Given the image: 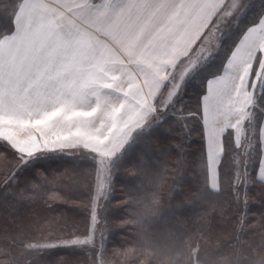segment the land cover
Returning a JSON list of instances; mask_svg holds the SVG:
<instances>
[{"label": "snow or ice", "instance_id": "6c2138e0", "mask_svg": "<svg viewBox=\"0 0 264 264\" xmlns=\"http://www.w3.org/2000/svg\"><path fill=\"white\" fill-rule=\"evenodd\" d=\"M245 6V0H0V186L16 183L18 171L37 155L78 153L93 162L83 184L76 176L66 183L38 172L37 181L14 193L28 204L26 194L39 196L48 209L52 201L83 197L73 199L85 214L74 230L52 228L47 236L20 239L27 264L53 249L81 254L59 256L54 264H104L113 232L107 213L115 158L134 132L159 124L169 108L185 132L192 119L200 121L204 152L195 171L209 196H221L227 186L234 229L247 234L249 188L264 196V104H257L264 90V14L207 81L197 111L175 100L185 78L223 50L222 36ZM255 110L259 128L253 127ZM174 164L179 176L184 162ZM61 187L67 191L57 195ZM258 222L264 227V213ZM10 229L7 220L0 235L16 242ZM0 255L13 264L7 247Z\"/></svg>", "mask_w": 264, "mask_h": 264}, {"label": "trees", "instance_id": "16d2710c", "mask_svg": "<svg viewBox=\"0 0 264 264\" xmlns=\"http://www.w3.org/2000/svg\"><path fill=\"white\" fill-rule=\"evenodd\" d=\"M245 3L241 12L243 15L222 37L223 50L192 73L182 93L175 98L177 105L186 111L198 110L206 82L219 74L228 52L246 28L257 22L264 13V0H245ZM260 97L262 102L258 100V105L264 104V90H261ZM255 111L253 124L259 128L261 115ZM201 130L200 121L192 119L185 132L169 108L159 124L146 132L141 129L133 133L129 143L115 158V192L112 208L107 213L113 230L108 243L109 255L113 250L124 257L139 254L146 264H264V227L258 222L261 213H264V196H258L259 189L255 185L249 188L251 202L248 215L252 223L246 229V235L238 236L232 220L234 208L227 186L221 196H209L204 191L202 178L195 171V164L204 152ZM4 150L0 144V151ZM252 157L255 162L250 165V172L256 175L258 152L253 153ZM175 159L184 162L179 176L175 170ZM91 167L93 162H84L78 153L68 156L39 155L18 171L16 183L8 188L0 186V225L8 220L10 236L17 237V241L13 242L0 235V249L7 247L10 250L13 264H27L19 242L23 237L32 234L45 236L52 228L72 231L85 219L79 200H73L82 196L72 195L69 200L62 198L52 201L53 208L48 209L49 205L39 196L26 194L31 201L28 204L17 202L14 193L29 182L37 181L38 172L55 174L66 183L76 176L83 184ZM139 167H143L142 170H134ZM2 171L4 164L0 162ZM222 175H230L227 161ZM66 191L65 187H61L57 195ZM44 199H47V195ZM37 221L39 227L34 228ZM59 256L77 258L72 249H54L46 254L41 253L37 264H54ZM135 262L133 264H138ZM0 264H8L2 255Z\"/></svg>", "mask_w": 264, "mask_h": 264}, {"label": "rangeland", "instance_id": "374dc122", "mask_svg": "<svg viewBox=\"0 0 264 264\" xmlns=\"http://www.w3.org/2000/svg\"><path fill=\"white\" fill-rule=\"evenodd\" d=\"M243 14L241 13L240 15H239V17H241ZM238 17V18H239ZM237 18V19H238ZM226 33L227 32H225L224 34H223V36L224 35H226ZM222 36V37H223ZM210 58V57H209ZM209 60V59H208ZM207 60V61H208ZM207 61H205V63L203 64V65H200V66H198L192 73H194V72H196V71H198L200 68H202L205 64H206V62ZM192 73H190L186 78H185V81H184V83L182 84V88H183V86L187 83V81H188V79H189V76L192 74ZM182 93V91L181 92H179L178 93V95L179 94H181ZM177 95V96H178ZM258 100H260V102H262V100H261V97L258 99ZM257 100V101H258ZM258 111V110H257ZM255 120V116H254V118H253V121ZM253 127H254V124H253ZM68 150H70V149H65L64 151L65 152H67ZM80 151H87L86 149H83L82 147H81V149H80ZM86 153V152H85ZM47 156H62V155H66V154H64L63 152H50V153H47L46 154ZM37 156H39V155H37ZM36 156V157H37ZM68 156V155H67ZM35 157V158H36ZM253 158V157H252ZM33 160V159H32ZM32 160H30V161H32ZM87 161H89V159H87L86 157L84 158V162H87ZM254 162H255V160H254V158H253V162H252V164H254ZM258 169V168H257ZM256 172H257V170H256ZM7 188H8V186H7ZM83 198V197H82ZM251 202V201H250ZM74 206V205H73ZM49 220V219H48ZM47 220V221H48ZM46 223V222H45ZM46 225V224H45ZM111 226V225H110ZM111 228H112V226H111ZM49 233H45V236H47ZM97 239H99V234H97ZM54 250V249H53ZM73 250V249H72ZM73 253L77 256V257H79L81 254L79 253V252H77L76 250H73ZM74 259H76L75 257H74ZM137 261L138 262V264H146V260L145 259H142V258H140V255L139 254H135V255H131V254H129L127 257H124V255H121L120 253H118V252H116V251H114L113 250V252H111V254L109 255L108 253H106L105 254V260H104V264H133V262L134 261ZM133 261V262H132ZM137 262H135V263H137Z\"/></svg>", "mask_w": 264, "mask_h": 264}, {"label": "crops", "instance_id": "0c3cea01", "mask_svg": "<svg viewBox=\"0 0 264 264\" xmlns=\"http://www.w3.org/2000/svg\"><path fill=\"white\" fill-rule=\"evenodd\" d=\"M264 14V13H263ZM240 39V38H239ZM207 83V82H206ZM256 174H257V172H256Z\"/></svg>", "mask_w": 264, "mask_h": 264}]
</instances>
